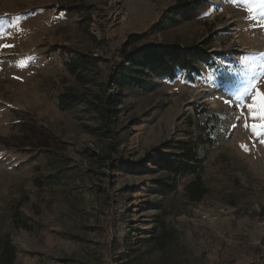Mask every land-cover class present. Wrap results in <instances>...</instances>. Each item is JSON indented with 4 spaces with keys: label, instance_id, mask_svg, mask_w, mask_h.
<instances>
[{
    "label": "rangeland",
    "instance_id": "rangeland-1",
    "mask_svg": "<svg viewBox=\"0 0 264 264\" xmlns=\"http://www.w3.org/2000/svg\"><path fill=\"white\" fill-rule=\"evenodd\" d=\"M248 7L258 0H0V45L14 46L0 47V251L10 241L15 264H264V143L225 103L252 77L264 91V16ZM132 35L139 45L207 48L231 81L205 70L195 83L180 74L127 90L115 140H102L83 105L58 106L76 86L66 63L100 58L86 75L102 83L128 67ZM182 142L203 163L208 192L197 203L185 196L190 175L159 197L152 181L166 172L127 170ZM164 230L163 248L147 239Z\"/></svg>",
    "mask_w": 264,
    "mask_h": 264
},
{
    "label": "trees",
    "instance_id": "trees-1",
    "mask_svg": "<svg viewBox=\"0 0 264 264\" xmlns=\"http://www.w3.org/2000/svg\"><path fill=\"white\" fill-rule=\"evenodd\" d=\"M171 15H175L172 11ZM174 21V20H173ZM174 23V22H172ZM142 37L132 35L123 48L122 58L126 66L116 67L111 70L107 80L102 83H94L89 79L87 72H95L101 59L94 56L78 54L72 56L66 63L69 73L75 77L76 86L67 89L58 96V106L62 110H68L74 106H84L99 121L101 128L92 130L99 138L115 140V133L111 126L117 122L122 110L119 106L125 98L127 90L146 91L154 78L161 80H176L180 74L191 83L202 77L205 70H216L220 82L231 81L224 73L220 72L218 66L219 57L209 53L207 48H184L179 44H165L154 46L139 43ZM226 63V60H220ZM202 68H201V67ZM226 78V79H225ZM87 84H95L90 89ZM115 89L114 95L110 91ZM198 113L199 110H198ZM109 149L115 151L112 143ZM161 149L169 151L168 145ZM176 151H181L179 156ZM153 169H161L167 173L165 181L153 180V191H157L159 197L175 194L178 191L177 177L190 175L191 181L185 186V196L191 202H200L207 194V188L203 179V163L196 154L194 145L182 142L172 153H157L156 157L147 158L137 164L127 166L129 172L145 171L152 172ZM157 189V190H156ZM160 209L161 206H156ZM155 223H161L156 220ZM164 227V223L162 224ZM172 233L164 230L157 236H149V241H154L159 248L165 246V241ZM17 250L10 241H4L0 251V264H15Z\"/></svg>",
    "mask_w": 264,
    "mask_h": 264
},
{
    "label": "snow or ice",
    "instance_id": "snow-or-ice-1",
    "mask_svg": "<svg viewBox=\"0 0 264 264\" xmlns=\"http://www.w3.org/2000/svg\"><path fill=\"white\" fill-rule=\"evenodd\" d=\"M247 5L250 0H243ZM260 5L259 9H254L253 7H248L252 19H256L252 13L254 11H259L261 16H264V0H258ZM208 14V13H206ZM2 19V18H0ZM14 26V25H9ZM5 32L0 28V37H3ZM0 47H14L13 45H0ZM261 58H264V53L260 54ZM27 61H21L18 66L25 67ZM261 76L264 77V72H261ZM259 83L258 77H252L246 81L241 87L236 91L235 98L229 97L225 103H229L239 110V115L235 117L236 120H240L241 117L244 118V127L246 130H250L253 136L260 138V142L264 143V91H261L256 85ZM252 93H255L252 95ZM249 97H251V102H249ZM251 120L252 123L249 124L248 121ZM233 128L236 127L235 124L232 125ZM241 147L248 151L247 145H241Z\"/></svg>",
    "mask_w": 264,
    "mask_h": 264
},
{
    "label": "bare ground",
    "instance_id": "bare-ground-1",
    "mask_svg": "<svg viewBox=\"0 0 264 264\" xmlns=\"http://www.w3.org/2000/svg\"><path fill=\"white\" fill-rule=\"evenodd\" d=\"M237 45H238V42H233L231 45H230V49L231 50H235L236 49V47H237Z\"/></svg>",
    "mask_w": 264,
    "mask_h": 264
}]
</instances>
